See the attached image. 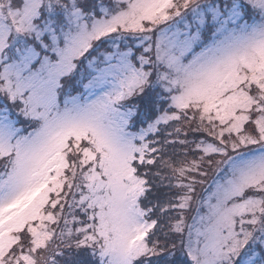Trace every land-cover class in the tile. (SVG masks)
<instances>
[{"label":"snow or ice","instance_id":"obj_1","mask_svg":"<svg viewBox=\"0 0 264 264\" xmlns=\"http://www.w3.org/2000/svg\"><path fill=\"white\" fill-rule=\"evenodd\" d=\"M0 264H264V0H0Z\"/></svg>","mask_w":264,"mask_h":264}]
</instances>
